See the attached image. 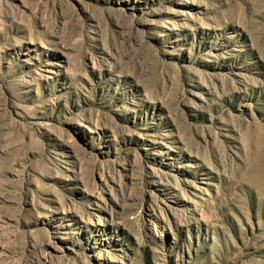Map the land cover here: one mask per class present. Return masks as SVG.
Instances as JSON below:
<instances>
[{"label":"rangeland","instance_id":"obj_1","mask_svg":"<svg viewBox=\"0 0 264 264\" xmlns=\"http://www.w3.org/2000/svg\"><path fill=\"white\" fill-rule=\"evenodd\" d=\"M0 264H264V0H0Z\"/></svg>","mask_w":264,"mask_h":264}]
</instances>
